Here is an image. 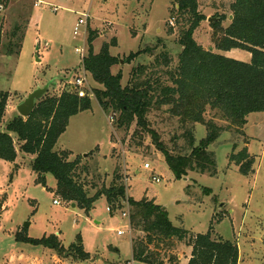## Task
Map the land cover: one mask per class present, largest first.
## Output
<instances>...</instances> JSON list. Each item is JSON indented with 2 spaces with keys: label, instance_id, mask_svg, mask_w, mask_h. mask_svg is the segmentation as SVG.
<instances>
[{
  "label": "rangeland",
  "instance_id": "374dc122",
  "mask_svg": "<svg viewBox=\"0 0 264 264\" xmlns=\"http://www.w3.org/2000/svg\"><path fill=\"white\" fill-rule=\"evenodd\" d=\"M233 1L198 0L199 11L207 20L194 38L206 50L249 63L248 52L233 50L226 54L214 49L215 22L208 19L228 14ZM175 6L176 0H8L6 5L0 4V103L1 95L7 96L1 131L20 116L17 107L37 88L53 82L55 86L46 96L58 97L72 93L75 80L86 74L89 86L85 91L92 99V109L72 117L55 150L70 153L69 161L81 157V167L89 168V181L99 183L98 187L103 182L109 187L119 175L127 187V199H146L164 207L172 224L189 232L173 251L178 258H191L192 239L211 228L215 239L238 246L239 264H264V113L249 115L243 134L234 132V127L209 147L217 160L215 176L191 173L179 180L150 140L139 144L135 124L128 131L117 129V115L106 114L94 96V90L103 87L85 71L84 59L76 53V49L85 48V57L89 55L88 39L94 32L93 53L99 54L109 45L110 55L119 61L111 72L122 73L123 86H127L132 70L151 64L155 54L167 51L176 63L182 52L180 35L189 23ZM81 14H87L89 20L75 35ZM229 25V19L222 23L224 28ZM21 37L20 54L9 56L11 44ZM148 47L158 50L152 56L143 53L127 62L131 54ZM214 113L210 112L209 118ZM206 135L205 126L197 125V144ZM166 140L170 141L169 135ZM14 142L16 161L0 160V264H145L133 259L135 232L129 217L123 216L130 213L128 202L113 214L105 197L98 199L89 213L65 204L56 194L55 177L46 174L43 183L33 171L36 156L22 153L21 143L16 138ZM233 145H237L236 154L247 147L254 157L251 176L241 175L230 163ZM147 164L149 168H145ZM87 190H91L89 186ZM91 191V195L96 193ZM52 236L58 237L63 250L23 240ZM72 246L80 247L86 258H80Z\"/></svg>",
  "mask_w": 264,
  "mask_h": 264
},
{
  "label": "trees",
  "instance_id": "16d2710c",
  "mask_svg": "<svg viewBox=\"0 0 264 264\" xmlns=\"http://www.w3.org/2000/svg\"><path fill=\"white\" fill-rule=\"evenodd\" d=\"M7 3L8 0H0L1 5ZM175 9L188 17L189 23L180 35L182 52L176 63L167 51L155 54L151 64L134 68L127 86H123L122 73L113 75L111 72L119 61L110 55L109 45H105L99 54L93 53L92 43L96 35L91 32L88 39L90 53L83 61L84 69L103 87L95 89L94 96L106 114L117 115V129L128 131L135 124L134 135L139 144L150 140L176 179L188 178L191 173L215 176L217 160L209 147L234 127L237 129L234 132L243 134L249 115L264 113V0H234L228 14H223L219 22L212 24L214 49L248 52L251 54L249 63L206 50L197 43L195 32L207 20L199 11L198 0H176ZM226 19L230 20V25L224 28L222 23ZM23 38L11 44L9 56L20 54ZM157 50L158 47H148L131 54L127 62L134 61L143 53L152 56ZM45 96L36 103L29 118L15 117L3 132L1 123L7 96L1 95L0 160L16 161V138L21 143L22 153L36 156L33 171L40 180L45 183L43 178L46 174L55 177L56 194L65 204H76L89 213L96 201L105 197L113 214L128 202L130 226L135 232L132 237L133 259L145 264H180L173 251L177 244L186 240L189 232L175 227L164 207L146 199H127V187L119 175L109 187L105 182L98 187L99 183L89 181V168L86 165L81 167V157L69 161L70 153L55 150L70 119L90 111L92 99L89 96L81 98L74 91L58 97ZM210 112L216 114L209 118ZM199 124L205 126L207 135L197 144L195 130ZM168 135L169 142L166 140ZM236 149L237 145H233L230 163L238 167L241 175L251 176L254 157L247 147L237 154L234 152ZM87 186L96 193L91 195ZM205 193L209 194L210 190L206 189ZM23 240L56 251L63 250L57 236ZM192 240L189 246L193 250L188 264H239L238 246L222 238L215 239L211 228ZM70 248L78 252L80 258H86L80 247Z\"/></svg>",
  "mask_w": 264,
  "mask_h": 264
},
{
  "label": "built area",
  "instance_id": "2783aa9c",
  "mask_svg": "<svg viewBox=\"0 0 264 264\" xmlns=\"http://www.w3.org/2000/svg\"><path fill=\"white\" fill-rule=\"evenodd\" d=\"M56 11L57 10H55V12ZM87 20H89V16L87 14H81V16H80V18L78 20V23H77V25L75 27V35H78L79 34L81 26L86 25ZM76 53L78 55H80L83 59H85V53H86V49L85 48H78V49H76ZM87 86H89V85H88V82H87L86 74H84V76L79 77V78H77L75 80V82H74V84L72 86V90H74L79 97L84 98V97L87 96V92L85 91V88ZM113 121H114V118L111 117L110 118L111 124H113ZM145 168H149V165L147 164L145 166ZM155 181L157 183H159L160 182V179L157 178V177H155ZM54 203L56 205H59L60 204L58 201H55ZM109 211L111 212L110 208H109ZM123 216L129 217V214L128 213L127 214L126 213H123ZM119 234L122 235L123 232H119Z\"/></svg>",
  "mask_w": 264,
  "mask_h": 264
},
{
  "label": "water",
  "instance_id": "95a60500",
  "mask_svg": "<svg viewBox=\"0 0 264 264\" xmlns=\"http://www.w3.org/2000/svg\"><path fill=\"white\" fill-rule=\"evenodd\" d=\"M231 19H233V17H231ZM208 20L209 22H217L219 19L209 18ZM53 86H55V83L50 82L44 87L37 88L35 91L30 93L26 97V99L17 107L19 115L25 119L29 118L36 107V103L41 100ZM87 156L88 155H85V157ZM72 207L75 208L76 204H72Z\"/></svg>",
  "mask_w": 264,
  "mask_h": 264
},
{
  "label": "crops",
  "instance_id": "0c3cea01",
  "mask_svg": "<svg viewBox=\"0 0 264 264\" xmlns=\"http://www.w3.org/2000/svg\"><path fill=\"white\" fill-rule=\"evenodd\" d=\"M232 51H233V50H232ZM230 52H231V51H229V52H224V53L228 54V53H230ZM225 56H227V55H225ZM71 120H72V118L70 119V122H71ZM70 122H69V124H70ZM179 258H180V264H188L189 259H190V257L182 258V256H179Z\"/></svg>",
  "mask_w": 264,
  "mask_h": 264
}]
</instances>
